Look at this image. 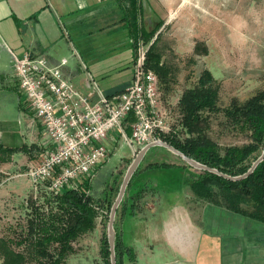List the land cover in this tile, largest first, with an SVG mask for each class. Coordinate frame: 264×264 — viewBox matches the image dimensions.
<instances>
[{"label":"crops","instance_id":"1","mask_svg":"<svg viewBox=\"0 0 264 264\" xmlns=\"http://www.w3.org/2000/svg\"><path fill=\"white\" fill-rule=\"evenodd\" d=\"M177 1L179 13L185 15L189 13L186 8L192 9L184 0ZM131 4V0H0V43L3 46L0 49V145L7 148L25 147L10 157L3 158L5 156L0 154V229L4 227L3 224H14L15 230L19 232L11 236L0 232V238H11L13 245L20 240L19 234L27 231L30 219L34 222L39 220V210L35 207L41 198H46L51 192L45 183L36 187L26 170L54 148V143L37 119L35 111L22 98L14 77L13 54H42L53 64L65 58L67 63L62 66L63 73L77 88L92 94L95 99L97 89L104 94H112L119 90L103 91L89 71L93 86L90 83L89 88H85L84 81L76 84V71L68 66V57L61 56V53L64 50L63 44H66L69 46V55H78V64H83L82 57H79L72 45L73 35L82 36L86 31H93L90 30L92 27L102 31L107 21L128 29L126 19L130 13L128 16L126 14L132 8ZM165 5L169 7V1H165ZM211 7L212 3H209L208 9H203L209 21H212ZM163 18L164 23L170 21ZM194 33L195 42L202 35L210 37L212 24L200 33ZM127 34L133 47V70L135 47L129 29ZM54 39L63 40L64 43L58 46ZM132 75L133 71L120 90L129 85ZM6 81H12L11 87L18 93L17 111L13 114L7 113L10 95L5 93ZM176 165L182 172L177 187L161 185L158 179L146 177L139 183L132 182L128 193L124 217L130 216L131 219L129 239L145 247L143 256L148 263L264 264V222L212 202L201 203V199L189 188V170ZM148 184L152 185L150 189ZM121 229L124 242L125 229ZM134 250L137 264L140 249L134 247Z\"/></svg>","mask_w":264,"mask_h":264},{"label":"rangeland","instance_id":"2","mask_svg":"<svg viewBox=\"0 0 264 264\" xmlns=\"http://www.w3.org/2000/svg\"><path fill=\"white\" fill-rule=\"evenodd\" d=\"M148 1L152 3L153 10L147 6V8L139 6L135 15L134 10L130 8L126 14L128 16L130 13V15L126 20L129 30H131L132 17H136L140 27L152 30L159 21L164 20L163 17L170 19L169 22H165L158 28L150 40L142 38L148 46L147 56L150 46L156 41L155 48L161 56V63L168 70L169 77L166 81H162L158 76L160 113L164 116L167 127L170 128L168 133L172 131L180 138L185 137L186 131L180 124L181 113L178 101L183 90L193 85L204 69H209L221 86L218 100L220 108L227 107L234 98L243 102L264 88V0H184L185 4H190L192 8L191 10L186 8L189 13L185 15L178 12L177 0ZM165 1H169L172 7H167ZM209 3H212V18H210L212 21L205 17L208 14H205L203 10L208 9ZM107 22L102 31L92 27L90 30L93 31H86L82 36L73 35L72 45L75 46L79 57H82L83 64H78V55L76 56L74 53L69 55V46L63 44V40H54L58 46L59 43L63 44L64 50L61 56L68 57V66L75 69L76 80L74 82L76 84L84 81L85 88L93 86V79H90L91 77L88 75L89 71L100 88L110 92L120 90L130 78L133 71L131 70L133 47L129 41V34H127L128 29L115 23L112 24L110 21ZM210 24H212V36L202 35L196 43L194 31L200 33ZM52 42L56 43L53 40ZM136 46L137 42H135ZM2 48L0 43V49ZM12 81L10 83L6 81L4 85H7L5 93L10 95L7 113L13 114L17 111L18 93L11 87ZM206 132L221 146L242 145L249 141L246 133L236 130L227 122L222 111L210 114V124ZM103 144L109 150V156L105 162L87 176H90L93 185L91 193L95 199L100 200L105 191H113L116 193H114V204L126 173L142 146L133 151L128 141L116 128L110 130L107 138L103 140ZM151 161L182 165L189 170L188 175L191 179L205 171L190 165L164 146H154L140 161L136 168V170L139 168V171L137 173H135L136 170L134 171L135 175L133 173L134 176L132 175L129 181L131 183H128L122 200L125 198L124 200L127 201L132 182L139 183L142 178L158 179L161 185L168 184L172 188L179 185L182 172L179 171L178 166L147 168L148 162L151 163ZM144 187H146L145 184ZM147 187L150 189L152 185L148 184ZM205 201L209 202L207 200L200 202ZM121 202L117 208L118 213L121 210V204H123ZM56 203L53 193L50 192L49 196L41 198L35 209H38L39 213L44 212L45 214L42 213V215L46 217L45 221H47V215L57 209ZM40 208L44 210H40ZM111 210L112 208L109 216L105 217L106 214L96 206L97 215L92 229L73 242L74 250L67 256L66 264H105L101 257L100 245L105 231L108 236ZM104 211L107 213V208H104ZM124 216L115 215L114 230L117 226V230L122 233L121 228L123 227L126 234L124 243L140 249V260L137 264H149L143 256L145 247L141 243H136L135 240L133 243L129 239L128 228L131 219L130 216L126 218ZM3 225L0 232L9 233L10 236L19 233L15 230L14 224ZM30 239H27L28 243L32 241ZM29 246L26 250V264H42L45 261L44 258L33 252L32 245ZM125 264L134 263L126 259Z\"/></svg>","mask_w":264,"mask_h":264},{"label":"trees","instance_id":"3","mask_svg":"<svg viewBox=\"0 0 264 264\" xmlns=\"http://www.w3.org/2000/svg\"><path fill=\"white\" fill-rule=\"evenodd\" d=\"M131 3L135 15L139 6H147L153 10L148 0H131ZM132 19L130 32L134 47L139 38L150 40L164 23V20H161L157 26L150 30L140 27L136 17H132ZM155 43L156 41L148 50L147 65L155 70L162 81H166L169 77L168 70L161 63V56L157 53ZM220 87L212 72L209 69H204L197 81L183 90L178 101L181 113L180 124L186 131L185 137L180 138L170 131L161 134L160 138L190 158L216 168L224 174L239 176L248 172L264 150V88L243 102L234 98L227 107L220 108L218 105ZM220 111L224 113L227 122L233 128L247 134L248 142L242 145L221 146L209 137L206 129L210 124V114L213 115ZM133 121V117L128 118L127 134L131 133L130 124ZM24 148H7L0 145V154L5 156L3 158L10 157L12 153ZM172 165L176 164L156 161L149 163L148 167L160 168ZM138 171L139 168L135 173ZM89 175H81L72 184L66 185L60 190L51 191L57 202V209L47 215V221H45L46 217L42 215L43 212L39 213L38 221L34 222L30 219L27 231L19 234L21 237L17 244L13 245L11 238H0L2 264H26V250L27 247H30L29 245H32L33 252L44 258L45 261L42 264H66L67 256L74 250L73 242L92 229L97 215L96 206L106 214L105 217L109 216L113 206L115 192L105 191L100 200L95 199L91 193L93 185ZM195 176L188 181V184L197 198L264 222V159L257 164L252 172L240 179H229L207 170ZM124 199L121 202L123 203L121 210L116 213L122 217L126 209ZM104 208H107V213ZM115 230L117 264H125L126 259L135 264L134 248L122 241V235L117 230V226H115ZM27 239L32 241L28 243ZM15 245L21 249L16 248ZM100 253L105 264H112L106 231L101 238Z\"/></svg>","mask_w":264,"mask_h":264},{"label":"built area","instance_id":"4","mask_svg":"<svg viewBox=\"0 0 264 264\" xmlns=\"http://www.w3.org/2000/svg\"><path fill=\"white\" fill-rule=\"evenodd\" d=\"M146 46L142 38L137 40L129 85L108 95L97 89L96 99L66 78L65 58L53 64L42 54H13L20 93L54 143L52 151L26 170L36 187L47 183L56 191L90 174L109 156L102 141L111 129L116 128L134 151L170 130L160 113L158 75L147 65ZM129 117L134 121L127 134Z\"/></svg>","mask_w":264,"mask_h":264},{"label":"water","instance_id":"5","mask_svg":"<svg viewBox=\"0 0 264 264\" xmlns=\"http://www.w3.org/2000/svg\"><path fill=\"white\" fill-rule=\"evenodd\" d=\"M156 145H161L164 146L168 149H170L171 151H173L174 153H176L178 156H180L182 159H184L187 163H189L190 165L197 167L199 169H203V170H207V171H211V172H215L218 173L226 178L229 179H240L243 178L245 176H247L250 172L253 171V169L257 166V164L264 159V150L261 154V156L253 163L252 167L248 170V172H246L243 175H239V176H230L227 174H224L222 172H220L218 169L216 168H212L209 167L193 158L188 157L186 154H184L182 151H180L179 149H177L176 147H174L173 145H171L170 143L162 140V139H158L155 140L153 142H150L144 146H142V148L140 149V151L137 153L133 163L131 164V166L129 167L126 176L124 178V181L122 183V186L120 188V191L118 193V196L115 200V203L113 204L112 210H111V214H110V222H109V227H108V239H109V244H110V251H111V263L112 264H117V260H116V253H115V230H114V220H115V215H116V211L118 208V205L120 204V202L122 201L123 195L125 193L126 187L134 173V171L136 170L137 166L139 165L140 161L142 160V158L144 157L145 153L147 152L148 149H150L153 146Z\"/></svg>","mask_w":264,"mask_h":264}]
</instances>
